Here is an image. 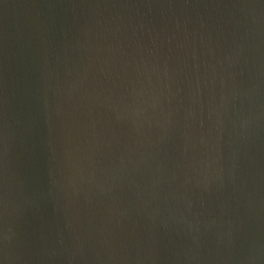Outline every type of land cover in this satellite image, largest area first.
Segmentation results:
<instances>
[{
    "label": "water",
    "instance_id": "95a60500",
    "mask_svg": "<svg viewBox=\"0 0 264 264\" xmlns=\"http://www.w3.org/2000/svg\"><path fill=\"white\" fill-rule=\"evenodd\" d=\"M0 264H264V0H0Z\"/></svg>",
    "mask_w": 264,
    "mask_h": 264
}]
</instances>
